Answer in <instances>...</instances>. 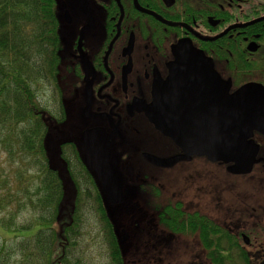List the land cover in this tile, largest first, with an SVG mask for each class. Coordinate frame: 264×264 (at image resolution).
Listing matches in <instances>:
<instances>
[{
	"label": "flooded vegetation",
	"instance_id": "flooded-vegetation-1",
	"mask_svg": "<svg viewBox=\"0 0 264 264\" xmlns=\"http://www.w3.org/2000/svg\"><path fill=\"white\" fill-rule=\"evenodd\" d=\"M54 1L58 48L47 86L56 94L57 114L47 111L39 123L52 198L60 196L58 222L71 226L84 219L81 207L93 206L114 225L111 211L129 206L119 218L138 219L135 230L141 220L149 229L151 222L162 224L166 250L170 240H181L185 264H264V132L231 139L236 154L256 155L250 173L236 174L234 161L184 153L147 114L157 87L171 79L176 55L182 59L195 48L207 65L181 64V72L194 76L210 68L213 82L205 88L194 80L192 108L229 126L227 100L248 85L264 89V0ZM178 156L185 158L169 166L151 161ZM106 162L121 185L118 204L101 178ZM136 208L142 213L134 216ZM197 222L213 231L193 230L194 243L168 225Z\"/></svg>",
	"mask_w": 264,
	"mask_h": 264
},
{
	"label": "trees",
	"instance_id": "trees-1",
	"mask_svg": "<svg viewBox=\"0 0 264 264\" xmlns=\"http://www.w3.org/2000/svg\"><path fill=\"white\" fill-rule=\"evenodd\" d=\"M56 15L54 0H0V148L15 165L0 183V214H5L0 227L12 240L21 239L0 247V264H91L83 254L79 222L68 226L57 220L60 196L52 198L45 126L39 123L48 118L37 92L54 78ZM26 212L35 220L16 226ZM103 220L110 263L125 264L114 225ZM188 226L184 232L213 231L198 222Z\"/></svg>",
	"mask_w": 264,
	"mask_h": 264
},
{
	"label": "water",
	"instance_id": "water-1",
	"mask_svg": "<svg viewBox=\"0 0 264 264\" xmlns=\"http://www.w3.org/2000/svg\"><path fill=\"white\" fill-rule=\"evenodd\" d=\"M180 55H176L178 60L172 66L168 84L160 85L156 89L154 102L147 112L150 121L187 155L206 156L213 162L234 161L237 166L232 168V172L250 173L256 162L255 153L252 156L236 154L233 152L234 142L231 139L234 136H241L245 140L251 137L254 131L264 132V89L254 85L243 87L227 100L228 109L223 112L226 115L225 119L231 120V124L226 127L212 124L210 121L216 118L202 116L204 112L201 114L200 110L195 111L191 103L194 80L205 88L209 87L207 82H213L210 79L212 75L210 68H206L203 74L199 69L194 76L191 75V71L189 75H185L181 72V64L186 66L194 63L200 67L203 64L207 65V62L195 48L185 52L182 59ZM184 56L189 58L186 59ZM185 101L187 105H184ZM223 130H229L230 133L222 134ZM184 158L183 156L169 160L151 158V161L159 166H169ZM100 174L110 201L114 204L121 203L123 201L121 185L107 162L106 167L100 168ZM119 243L122 248L123 244L121 241Z\"/></svg>",
	"mask_w": 264,
	"mask_h": 264
},
{
	"label": "rangeland",
	"instance_id": "rangeland-1",
	"mask_svg": "<svg viewBox=\"0 0 264 264\" xmlns=\"http://www.w3.org/2000/svg\"><path fill=\"white\" fill-rule=\"evenodd\" d=\"M64 44L67 45V43ZM65 54L66 51H64L63 55ZM53 92L54 90L48 88L47 82L42 83V87L37 92V99L41 106L47 111H52L53 114H57V110L55 109L57 107V100L55 98L56 94ZM14 167V164L7 161V154L0 148V177L3 175L0 179V183L5 179V176H7L11 170L13 171ZM32 173L33 172H31V174ZM203 181L205 186V195L206 197H209L211 194V188L207 181ZM129 209V206H123L121 209L117 208L111 211L117 238L118 236L123 238L124 235H127V240L122 242L125 264H185V260H183L184 258L182 259L181 240H170V249L166 250L167 248L164 241L166 236L163 234V225L157 221L151 222L152 225L150 226L152 229H149L148 222L144 220L147 223L145 224L143 220H141V222H139L140 228H136L135 230L136 220L138 219L133 221L130 220V214L127 216L124 215V219L119 218L123 212L129 211ZM80 210L81 212L84 211L83 215H85L83 220H79L82 234L80 237L82 238V247L85 251L83 254L88 255L91 264H111L107 250L108 245L105 243V235L108 232L105 231L106 228L104 220L101 219L99 210L93 206L87 208L81 207ZM141 213L140 208H136V210L133 209L131 212L134 216L140 215ZM3 216H5V214L1 213L0 219H2ZM34 218V215L31 213H23L16 220V226L31 224L35 220ZM186 224L187 223H169L168 225L172 229L171 231L175 233L176 237H180L183 234L181 238L182 240L194 243V233L183 231ZM173 225H175L177 229H175ZM147 226L148 229L143 232L142 229H146ZM189 227L190 226H188V228ZM124 229L127 234L123 235L124 232L122 230ZM133 230H135V232ZM12 239L13 234L5 228L0 227V247L3 244L12 245L15 243H21V239Z\"/></svg>",
	"mask_w": 264,
	"mask_h": 264
}]
</instances>
